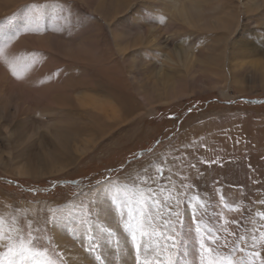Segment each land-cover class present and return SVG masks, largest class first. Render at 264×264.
I'll list each match as a JSON object with an SVG mask.
<instances>
[{
    "label": "rangeland",
    "instance_id": "rangeland-1",
    "mask_svg": "<svg viewBox=\"0 0 264 264\" xmlns=\"http://www.w3.org/2000/svg\"><path fill=\"white\" fill-rule=\"evenodd\" d=\"M92 3L0 0V72L22 69L26 87L67 86L80 100L62 114L34 105L22 113L15 107L0 111V227L17 243L21 234L27 241L31 231L36 237L32 247L47 250L36 260L5 254L2 264H72L63 253V245L70 244L92 255L95 264H124L125 259L134 264L124 217L129 212L137 218L156 217L157 233L166 231L154 200L168 206L179 200L175 211L183 223L177 224V249H161V257L178 256L176 264H199V240L209 231L226 236L227 228L236 233L230 240L247 237L248 250L259 251L264 259V239L256 232L264 231V102H251L264 100V66L260 75L248 63L247 72L233 78L230 63L255 59H229L238 33L249 38L250 49L264 44V26L254 23L262 18H236L241 20L240 30L225 41L224 35L217 38L216 32L165 18L158 0H135L133 7L114 11ZM7 43L19 46L16 64L12 59L1 63ZM214 46L225 49L229 61L224 63L226 80L221 86L208 81L203 67L185 65L186 52L210 53ZM88 75H94L95 82L86 84ZM209 122L212 128L195 133L196 126ZM60 123L80 128L83 136L75 134L55 171L37 167L38 157L45 153L42 145L13 141L15 129L30 137L49 134ZM49 146L55 144L49 141ZM18 162L36 165L34 172L20 175ZM161 212L167 217L166 210ZM90 229L98 246L87 239ZM253 233L258 236L254 248ZM146 243L156 247L164 241L153 237ZM207 246L218 248L217 264L230 255L227 248ZM89 247L95 250L89 252ZM106 247L114 250L112 257L104 254ZM141 258L151 261L155 255ZM211 258L205 253L206 260ZM232 258L239 261L241 254Z\"/></svg>",
    "mask_w": 264,
    "mask_h": 264
},
{
    "label": "bare ground",
    "instance_id": "bare-ground-1",
    "mask_svg": "<svg viewBox=\"0 0 264 264\" xmlns=\"http://www.w3.org/2000/svg\"><path fill=\"white\" fill-rule=\"evenodd\" d=\"M92 1H93V3H92L93 5H96L99 7H104L105 9L110 8V9H113V11H114L116 9H119L120 7L121 8L122 7H124V8L133 7L135 0H92ZM158 1L161 3L162 12L166 13V14H164L165 18H169V19L170 18H178L179 20H177V21H185V22L189 23L192 27L200 29L202 31L216 32L217 38L221 37V35H224L225 41H227L229 39V37H231L229 35L230 33L236 34L238 32V30H240L241 20L236 19V18H262V19L255 20L254 23L259 25V26H264V19H263L264 18V0H158ZM9 2H10V0H9ZM151 5H152V7H154L158 11L159 5L157 2H153V3H151ZM167 14H168V16H167ZM29 15H31V14H29ZM242 22H244V21L242 20ZM245 22L249 23L247 20ZM155 33H157V32H155ZM238 34H239V37L234 42V44L232 45V47L234 46V48L232 50V53H231L229 59L233 60L235 58H249V59L252 58L253 60L254 59L255 60H254V62H246L244 64H239V63L231 64L230 63V66L232 67V70L234 72L233 78L235 77V75L236 76H243L244 73L247 72V69L245 68V66L248 63L251 64L252 68H254V69L256 68L257 73H261L260 75H263V73H262V71H260V69L264 66V44H260V46H259V44H256L254 48L250 49L248 46L250 43L249 38L247 39V36L242 37L240 35V33H238ZM15 36L16 35H14V33L11 34V37L14 39H16ZM7 38H8V35H7ZM14 39H13V41H14ZM243 39H245V41ZM39 43H41V42H39ZM45 46H47V45H45ZM18 47L12 46L10 43H7V45L6 44L3 45V49H4L3 52L5 55H4L1 63L2 64L7 63L10 59H12V62L15 63L14 58H15V55L18 53L17 52ZM38 48H40V47L38 46ZM218 48H220V49H218ZM63 50L64 49H62V51ZM72 52H73V50H72ZM185 54H186L185 56L187 58L185 65L187 67H190V68L195 67V69L203 67L204 71H205V76L208 77V79H209L208 81H210L212 84L221 86L223 84V80H226L225 76L223 75V74H225L224 63L226 61H228L227 52L225 51V49H223L221 47L214 46L212 49H210V53L208 52V53H201V54L194 55V52L189 51V52H186ZM73 55H76V54H73ZM170 58H172V57H170ZM252 59H250V60H252ZM170 62H172V61H170ZM174 62H175V60H174ZM170 64H172V63H170ZM170 64H169V66H170ZM11 65H13V64H11ZM9 68H11V67H9ZM222 71H223V73H222ZM10 72H8V70L5 73L0 72V111L1 112H5V113L7 111L10 112L9 111L10 108L15 107L16 111L22 113L25 110L27 111V109H26L27 106L34 105L35 108H37L38 106H46V107H43L45 109V112H48L50 110L53 111L55 109L60 114H62L63 110L65 108L75 107V102L80 101V100L79 101L76 100L75 95L73 93H71V91L68 92L66 90L67 86H64V88H65L64 89L61 87V85L54 86V85H51L49 83L47 87L42 88V89H38V90L30 89L23 84L24 72L22 69H16L14 73H12V72L10 73ZM87 77H88V82L86 84H90V82H95L96 78L94 75H92V76L88 75ZM237 79H239V78H237ZM237 82H238V80H237ZM69 86H70V88H72L71 85H69ZM58 87H60V88H58ZM174 87H176V85ZM188 87H190V86H188ZM193 88H194V86H193ZM178 89H180V88H178ZM186 91H188V90H186ZM160 93H163V92H159V94ZM160 95H162V94H160ZM188 95H189V93H188ZM87 99L90 100V97H88ZM118 104H120V103H118ZM120 105H122V104H120ZM33 109H32V111H33ZM29 113H31V112H29ZM29 113H26V115ZM0 115H1V113H0ZM11 117H7L6 119L11 118ZM17 117H16V119H17ZM64 117L72 118L69 116H64ZM12 119H9L10 122ZM1 126L3 127V125H1ZM50 126H48V127H50ZM213 126H214L213 122L203 124L199 127L196 126L195 128L197 130L195 133L206 131L209 128H212ZM48 133L49 134H47V131H46V134H34V135H31L30 137H24L23 135H21L19 128H18V129H15V132L13 133V134H15L16 137H12V138H13V141L20 146L25 145V144H26V146H32V145H36V144H39L40 146L42 145L43 148L45 149V153L38 157L39 159L37 160L36 165L39 168H48V170L55 171V169L57 168V165L60 164V162H61V158H60L61 153H65L70 149L71 142L75 139V136H76L75 134H80L82 136H83V134H81L82 130L80 128L73 127V126H70L68 124H63V123L56 125L55 128L50 129V131ZM28 135H29V133H28ZM49 141L53 142L55 144V146L51 147V148H50V146L47 147V143ZM67 156H69V155H67ZM10 160H12V159H10ZM19 164L21 165V163H19ZM36 165H34V166H36ZM34 166H32L31 163L22 164L20 166L21 169H20V171H18V173L20 175H23V176L26 175L27 176L28 173L31 174L34 172V169H35V168H33ZM65 166L66 165H63L62 168H64ZM44 170H46V169H44ZM39 173H40V171H39ZM108 186H110V185H108ZM106 188H108V187H106ZM94 193H95V198L97 200H99L100 195L96 192H94ZM109 193H111V192H109ZM86 196H87V198L92 197V192L86 194ZM99 213H101V211H99ZM114 218H115V216H114ZM62 235L69 238L67 235H64V234H62ZM70 245L71 246L63 245V253L67 257L65 259L69 263L71 262L72 264H95L92 255L84 253L83 251L79 250L75 246L72 247L73 246L72 244H70ZM113 253H114V250H111L109 247H106L104 250V254H106V255L107 254L108 255L113 254ZM109 256L112 257L111 255H109ZM193 262H194V259L191 258V263H193ZM13 263H14V261H13ZM124 264H132V263L128 259H125Z\"/></svg>",
    "mask_w": 264,
    "mask_h": 264
},
{
    "label": "snow or ice",
    "instance_id": "snow-or-ice-1",
    "mask_svg": "<svg viewBox=\"0 0 264 264\" xmlns=\"http://www.w3.org/2000/svg\"><path fill=\"white\" fill-rule=\"evenodd\" d=\"M192 167L195 166L192 165ZM160 171L162 173L163 170L161 169ZM223 199L224 197L221 195V200L223 201ZM153 203L156 205L154 211L156 212L159 220L162 222L161 226L166 229V231L157 233L156 225L153 223L156 217L145 219L143 216H141L140 218H137V216L132 215L131 212L127 213L126 217H124L128 220L127 231L132 242V248L135 252L134 264H176L178 256L176 259L170 255L161 257L160 250L163 249L166 251L169 246L172 250L177 249V224H180L181 227L183 226V223L180 220V213L175 211V208L179 207L180 201H174L173 206H168L166 201L162 205L160 200H154ZM261 203H264V201H261ZM225 207L231 210L229 205L225 204ZM162 208L167 211V217L162 214ZM173 217L175 218V222L173 221ZM261 222L262 225H264V215H261ZM233 223L239 224L238 221H233ZM31 226L32 225L30 222L29 227L31 228ZM38 230L39 229H36V231ZM89 231L90 235L87 237V239L90 241L92 246H98L96 245V235L91 233V229ZM196 231L198 233L200 231L198 225ZM225 232L227 235L220 237L216 233L209 231L207 232L206 238L202 237L199 240L197 252V256L200 258L199 264H217V261L219 260L218 248L208 247V243L229 249L230 255L223 261H219V264H264V259H260L261 253L259 251L253 252L248 250L247 237L241 235L238 239L230 240L229 237L236 236V233L229 232L227 228L225 229ZM256 232H258L260 239H264V231L256 230ZM106 234L109 236L112 235L111 230H107ZM258 236L256 233L251 235L252 244L250 247L254 248L256 246L255 242L257 241ZM153 237L163 240L164 244H157L156 247L148 245L146 241L153 239ZM35 239L36 237L30 231L28 233L27 241H25L24 236L21 234L18 237V243L14 242L13 237L11 235L5 236L2 227H0V248H5V252L0 253V257H3L5 254H7L9 257H21L25 260H36L42 254H45L47 250L34 249L32 244ZM5 240L8 241L7 244L4 243ZM88 250L89 252H93L95 247H89ZM205 253H207L212 258L206 260ZM238 253L241 254V258L239 261H234L232 257ZM153 254L155 255V258L151 261H149L147 258H141L142 256L148 257L152 256ZM59 255L63 256V253H59ZM96 260L100 261L102 260V257L96 256ZM0 264H2V261H0Z\"/></svg>",
    "mask_w": 264,
    "mask_h": 264
},
{
    "label": "water",
    "instance_id": "water-1",
    "mask_svg": "<svg viewBox=\"0 0 264 264\" xmlns=\"http://www.w3.org/2000/svg\"><path fill=\"white\" fill-rule=\"evenodd\" d=\"M252 103H254V104H260V103H262V102H264V100H253V101H251ZM74 184H76L75 182H73ZM72 183V184H73ZM64 184V183H63Z\"/></svg>",
    "mask_w": 264,
    "mask_h": 264
}]
</instances>
